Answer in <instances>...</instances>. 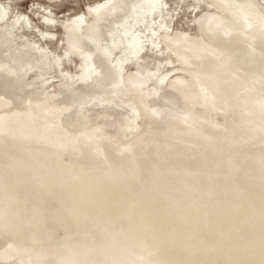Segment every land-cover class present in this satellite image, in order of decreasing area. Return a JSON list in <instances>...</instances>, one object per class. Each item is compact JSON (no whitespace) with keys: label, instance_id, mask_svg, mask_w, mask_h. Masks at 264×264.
<instances>
[{"label":"water","instance_id":"water-1","mask_svg":"<svg viewBox=\"0 0 264 264\" xmlns=\"http://www.w3.org/2000/svg\"><path fill=\"white\" fill-rule=\"evenodd\" d=\"M0 264H264V0H0Z\"/></svg>","mask_w":264,"mask_h":264}]
</instances>
